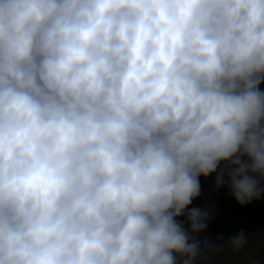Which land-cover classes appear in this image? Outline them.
I'll use <instances>...</instances> for the list:
<instances>
[{"label":"clouds","instance_id":"obj_1","mask_svg":"<svg viewBox=\"0 0 264 264\" xmlns=\"http://www.w3.org/2000/svg\"><path fill=\"white\" fill-rule=\"evenodd\" d=\"M262 82L264 0H0V264H202L198 178L264 195Z\"/></svg>","mask_w":264,"mask_h":264},{"label":"rangeland","instance_id":"obj_2","mask_svg":"<svg viewBox=\"0 0 264 264\" xmlns=\"http://www.w3.org/2000/svg\"><path fill=\"white\" fill-rule=\"evenodd\" d=\"M259 87L264 91V82ZM223 167L222 162L217 171ZM215 176L216 173H212L207 178H198L200 195L185 209V213L191 208L206 209L209 213L206 229L194 237L200 242L202 264H264V195L260 200L241 206L226 185L215 189ZM185 220L184 215L177 218L187 231L189 225ZM241 231L248 241L237 251L227 244ZM205 240L217 248L205 249Z\"/></svg>","mask_w":264,"mask_h":264}]
</instances>
